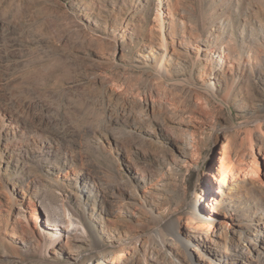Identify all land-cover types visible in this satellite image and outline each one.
Here are the masks:
<instances>
[{
    "label": "rangeland",
    "instance_id": "1",
    "mask_svg": "<svg viewBox=\"0 0 264 264\" xmlns=\"http://www.w3.org/2000/svg\"><path fill=\"white\" fill-rule=\"evenodd\" d=\"M157 2L0 0V264H264V0Z\"/></svg>",
    "mask_w": 264,
    "mask_h": 264
},
{
    "label": "bare ground",
    "instance_id": "2",
    "mask_svg": "<svg viewBox=\"0 0 264 264\" xmlns=\"http://www.w3.org/2000/svg\"><path fill=\"white\" fill-rule=\"evenodd\" d=\"M164 5H165V0H158L155 20L159 23V26H160L159 32H160L161 40L163 41L164 45L167 47L168 41H167V37H166L167 29H166ZM164 61H165V57H163V55L161 56V58H159L157 60L156 67L161 72H165V71L167 72ZM258 121H259V127L263 128L264 127V118L259 119ZM258 132L263 134V138L261 139V146L264 147V132H261L260 130H258ZM191 146H193V144H191ZM257 165H258L257 168L254 170L256 172V174L257 175H260L261 173L264 174V153H263V159L261 158V163L257 160ZM205 174L214 176L216 182L217 181L221 182V183L224 182L225 184L235 183L234 180L236 178V175H235V170L232 167L229 170H227L223 174L222 177H220L217 174H214L210 171L206 172ZM216 182H215V184L213 183V186H212L214 191L217 190V188H218V185L216 184ZM193 202H194V199H192L190 203L192 204ZM205 212H206L207 219L212 220L214 218L215 214L213 213L212 210L209 211L207 209ZM33 216L37 219V221L40 220V218L37 216L36 213H34ZM66 222H67L66 225L61 226V232L70 233L71 231L78 229L76 227V225L74 224V222H75L74 219L67 218ZM185 224L186 225L181 224L180 221H175V222L173 221V223H170V232H171L172 238L175 242H176V240H179L185 245V247L189 248L192 245V242H191L192 240L191 239L186 240L184 237V235L188 236L190 233L188 230V229H190L188 224L187 223H185ZM55 229H56V231L60 230V226L55 225ZM204 230H205L204 231L205 235L208 237H211V234L216 235V234H218V232H220V229L217 227L216 223H214V222H208L206 224V227ZM51 237L55 239L54 241L56 243H58V246L62 245V243L59 241V239L57 237H54L52 235H51ZM210 239L212 241L214 240L213 238H210ZM38 243L35 244V246H38ZM257 249L260 250L258 246H257ZM95 250L97 253L99 252V254L101 255V258L103 256H105V257L107 256L105 254V251L99 245H95ZM73 253L75 255L74 256L75 259L79 262V264H99V262H96V260H95V256H96L95 254H91L88 256V255H85L80 250H76V252H73ZM258 256L259 257L264 256V253H261L260 251H258Z\"/></svg>",
    "mask_w": 264,
    "mask_h": 264
}]
</instances>
